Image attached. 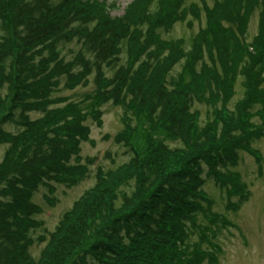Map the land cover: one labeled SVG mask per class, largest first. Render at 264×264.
<instances>
[{"label":"trees","instance_id":"16d2710c","mask_svg":"<svg viewBox=\"0 0 264 264\" xmlns=\"http://www.w3.org/2000/svg\"><path fill=\"white\" fill-rule=\"evenodd\" d=\"M259 8L257 34L247 43ZM195 21L204 25L188 42L161 36ZM263 73L264 0H132L122 16H111L100 0H0V144L9 145L0 163V264L214 262L202 245L213 247L210 228L221 221L203 187L209 178L245 200L227 169L241 151L258 157L251 142L264 138ZM238 79L243 98L230 113ZM90 80L85 110L100 124V105L124 109L116 141L130 159L97 171L48 239L37 238L46 244L34 259V194L74 185L86 173L71 163L89 135L75 121L82 109L49 110L52 94ZM195 103L213 113L202 127ZM33 112L43 118L31 121ZM6 124L16 126L14 135Z\"/></svg>","mask_w":264,"mask_h":264},{"label":"rangeland","instance_id":"374dc122","mask_svg":"<svg viewBox=\"0 0 264 264\" xmlns=\"http://www.w3.org/2000/svg\"><path fill=\"white\" fill-rule=\"evenodd\" d=\"M106 1L116 4L117 10L111 14L120 15L130 0ZM188 2H197V0H188ZM260 13L261 8L255 10L250 17L246 34L247 43H250L257 34ZM188 20H191L190 17ZM203 25V21L201 24L193 22L192 27H188L185 22L177 23L170 32H161V36L168 41L184 39L188 42ZM234 86L233 94L226 107L230 113L234 112V105L243 98L244 90L241 80L238 79ZM260 88L264 93V82ZM93 90L94 86L90 80L85 88L79 86L73 90H67L59 86L52 94V99L56 104L50 106L49 110H60L66 105L73 104L82 109V112H79L80 118H75V121L84 128H88L89 135L87 141L82 142L79 146L76 156L79 160L78 163L74 156L71 158V163L86 167V173L79 180L76 179L74 185L55 184V190L51 194L44 188H39L34 194L32 202L40 209V212L34 216L39 225L31 231L33 244L29 252L34 259H38L46 244V242L39 243L37 238L48 239V235L56 229L63 214L72 208L74 202L84 192L94 186L97 171L113 170L130 159V149L128 150L123 143L116 141L117 135L124 128V109L110 102L100 105L95 109L100 113V124H97L89 112L90 109L85 110V107L90 103V99H85V97ZM194 108L199 113V127L212 121L211 109L207 111L208 108L205 105L198 103H195ZM257 108H260V105H257ZM28 116L31 121L43 118V115L37 112L30 113ZM251 121L255 124L260 123L257 117H252ZM3 129L13 135L17 131L13 124L4 125ZM165 143L170 146L176 145L169 141H165ZM8 146V144H0V163ZM251 149L256 152L257 158L248 152L241 151L237 164L227 169L228 172L239 177V183L244 186L245 200L240 202L237 196H228L225 190L219 189L212 179L206 178L203 191L212 201V212L219 216L222 223L216 224L217 228H210L215 234L214 237L209 234L213 247L207 244L202 245L215 261L210 262L206 259L202 264H264V138L253 140ZM131 187L132 183L129 184V187H123V190L129 191ZM236 204L238 206L235 210L229 207V205ZM206 224L204 222V225ZM192 241L198 242L199 234L194 235Z\"/></svg>","mask_w":264,"mask_h":264}]
</instances>
